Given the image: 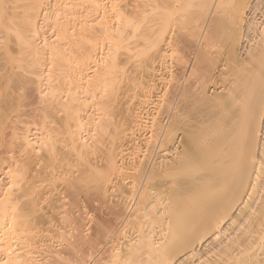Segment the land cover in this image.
Wrapping results in <instances>:
<instances>
[{"label": "bare ground", "instance_id": "obj_1", "mask_svg": "<svg viewBox=\"0 0 264 264\" xmlns=\"http://www.w3.org/2000/svg\"><path fill=\"white\" fill-rule=\"evenodd\" d=\"M260 6L0 0V264H264Z\"/></svg>", "mask_w": 264, "mask_h": 264}, {"label": "rangeland", "instance_id": "obj_2", "mask_svg": "<svg viewBox=\"0 0 264 264\" xmlns=\"http://www.w3.org/2000/svg\"><path fill=\"white\" fill-rule=\"evenodd\" d=\"M249 18L255 19V21L258 24L260 22H262L264 19V7L260 6L257 10H255V13H253V15H249ZM148 130H149L148 127L141 130V132L139 134H140V136H142V139H145V140L149 139L147 136ZM130 227H134V226L132 224H130V225L128 224V226L126 225V227L122 224L119 225L118 233L114 239L115 244L118 242L119 245H121V244H123V242L128 241L129 238H132L131 236L135 235V231H136L135 227L134 228H130ZM130 233H131V235H130ZM118 243H117V245H118Z\"/></svg>", "mask_w": 264, "mask_h": 264}]
</instances>
